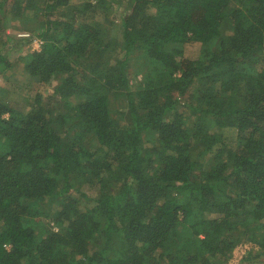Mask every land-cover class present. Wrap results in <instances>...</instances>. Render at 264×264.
<instances>
[{"label":"trees","instance_id":"obj_1","mask_svg":"<svg viewBox=\"0 0 264 264\" xmlns=\"http://www.w3.org/2000/svg\"><path fill=\"white\" fill-rule=\"evenodd\" d=\"M9 23L56 84L0 100V264H264V0H0L5 77Z\"/></svg>","mask_w":264,"mask_h":264},{"label":"rangeland","instance_id":"obj_2","mask_svg":"<svg viewBox=\"0 0 264 264\" xmlns=\"http://www.w3.org/2000/svg\"><path fill=\"white\" fill-rule=\"evenodd\" d=\"M119 4V3H118ZM123 12V8H115L114 11L111 12V19L115 22L114 24H118L120 22V18ZM97 19H102L103 14L102 11H97L96 13ZM15 23V22H14ZM7 27V41L8 47L14 44H18L14 48H10L8 52V57L10 60L15 64L14 69L10 72H7L9 76H0V100L6 101L8 105L13 108H16L21 111H27L31 107L34 99L36 98V94H38L39 98L43 102H46L47 99L52 95L53 86H55V81L51 84H46L43 87H38L36 85V80L26 76L22 73L21 63L18 61V57L21 54H24L27 51L32 49V45L29 44V40L27 41L26 38L20 37L19 34L22 33H29L27 30L21 29L18 25L15 26L12 23L6 25ZM31 34V33H29ZM33 35V34H31ZM25 41V42H24ZM200 44L199 42H189L185 45L184 54L188 58H195L199 54ZM31 82V85L27 83ZM33 84V85H32ZM118 102L116 104H120ZM120 111L124 109L122 107H118ZM83 190L90 192L88 187H83ZM57 210L56 204L52 202L45 203L43 202L39 211L45 215H39L46 223H51L54 219L55 212ZM53 223V222H52ZM50 225V224H49ZM54 229H57V226H54ZM249 248V245H239L234 249L232 257L230 259L232 264L238 263V261L243 256L244 252Z\"/></svg>","mask_w":264,"mask_h":264},{"label":"built area","instance_id":"obj_3","mask_svg":"<svg viewBox=\"0 0 264 264\" xmlns=\"http://www.w3.org/2000/svg\"><path fill=\"white\" fill-rule=\"evenodd\" d=\"M19 36L29 40V44L32 45L31 50H34V49L37 50L40 48L42 41L39 38L32 36L29 33H22V34H19Z\"/></svg>","mask_w":264,"mask_h":264}]
</instances>
